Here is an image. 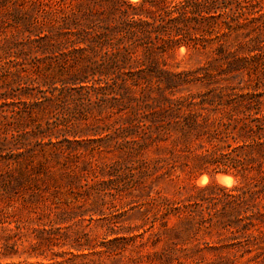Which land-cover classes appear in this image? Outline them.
Returning <instances> with one entry per match:
<instances>
[{
  "label": "trees",
  "instance_id": "16d2710c",
  "mask_svg": "<svg viewBox=\"0 0 264 264\" xmlns=\"http://www.w3.org/2000/svg\"><path fill=\"white\" fill-rule=\"evenodd\" d=\"M0 9L8 12L0 13L3 175L23 185L14 170L27 166L55 177L58 167L72 200H82L66 203L45 223L39 219L34 252L68 247L63 254L69 260L95 257L86 264H201L211 257L206 264L244 258L264 264V0H0ZM237 35L243 42L231 52L226 44ZM182 47L212 50L230 75L200 78L166 69L163 57ZM50 71L60 77L45 76L37 93L25 86V78ZM191 87L211 90L185 95ZM55 100L53 115L62 123L53 128L48 119L47 130L35 126L33 107L54 106ZM91 117L104 125L74 129ZM89 136L95 139L85 142L94 147L84 155L86 143L79 139ZM111 152L117 160L100 170L94 155ZM81 157L82 171L98 179L93 184L77 173ZM177 173L190 182L219 173L240 182L232 188L212 180L193 184L183 199L153 196L154 183ZM34 187L32 196L46 202L48 189ZM2 188L0 196L11 198L13 184ZM125 195L140 216L127 227L120 214L102 209L107 197ZM76 221L82 230L71 234ZM93 226L104 231L101 241L91 239Z\"/></svg>",
  "mask_w": 264,
  "mask_h": 264
},
{
  "label": "rangeland",
  "instance_id": "374dc122",
  "mask_svg": "<svg viewBox=\"0 0 264 264\" xmlns=\"http://www.w3.org/2000/svg\"><path fill=\"white\" fill-rule=\"evenodd\" d=\"M139 1V0H138ZM137 2V1H135ZM0 13H8L6 9H0ZM11 13H13L11 11ZM243 42L240 35L234 36L226 44L227 50L234 52L238 45ZM1 46V45H0ZM216 55L209 51H195L189 50L185 47H182L178 50H175L165 57H163L162 61L166 67V69L172 72H191L193 75L197 77L203 78L205 75L209 74L212 76H216L218 78H225L230 75V72L227 69V66L223 62L216 61ZM5 62L4 57L2 56V50L0 47V64L3 65ZM45 76H54L58 79L60 76L56 72H42L41 75H34L29 78H25L26 85L30 89H33V93H37L35 88L39 85L44 84ZM233 80V85H238L237 81ZM244 80L246 79L243 78ZM59 86V84H57ZM46 89V87L42 88ZM211 90V87H191L183 89V93L185 95L188 94H205ZM4 90H0V94L3 93ZM217 92H220L218 90ZM235 92L242 93L248 92V90H240L236 89ZM19 93V92H18ZM223 94L230 93V89H224ZM58 94V93H57ZM51 95V94H49ZM26 102L33 103V99L31 98H23ZM59 101H54V106H46L42 108H36V121L34 125L42 124L44 130L48 129L46 122L48 119L50 120L51 126L54 128L55 122L57 124L62 123L61 120L56 121L54 118L53 112L58 104ZM6 108V107H5ZM96 114L95 110H93V114ZM80 113L76 112V117H79ZM107 113L103 114L102 117H106ZM81 119V118H79ZM100 119V118H98ZM117 116L113 117L112 119H105V123H111L112 121L116 120ZM29 123V121H28ZM76 126L74 129L76 130H83L87 131L88 126L91 129L95 128L96 126H103V122H96V124L92 123V117L88 118V120H79L75 122ZM62 129H65L62 127ZM90 130V129H89ZM104 136V135H103ZM70 139H72L70 137ZM95 139L92 136L88 138L79 139L80 141H84L85 145L80 147L81 153L88 154L90 150L94 147L93 143H87L85 141ZM35 139L29 137L28 142H34ZM105 145H110L113 149L114 142H108ZM78 160V159H76ZM75 160V161H76ZM85 158L81 157L80 162V170H77V173L82 176V183H86L85 179L88 178L90 184H93L95 179L92 172L90 170L82 171L83 169V161ZM117 160L116 153H109L103 155H94V163L100 166V170H107V165L115 162ZM79 161V160H78ZM35 162L34 165H36ZM22 166V169H16L13 171L12 176L14 177H21L23 176L24 184L19 185L16 183L14 179L11 178L10 174H6L7 168L6 164L4 163L3 159L0 157V190H2V186H6L7 183H12L13 188L10 189V197L8 195H4L3 197L0 196V264H86L89 263L90 260H93L95 257H89L84 259L82 257L73 258L69 260L71 257L69 255H64L63 252H67L68 247L58 248L54 247L53 250H48L45 247L40 248L38 251L34 252L33 248L35 246V235L33 233V229H37L38 223H40L39 219H42L41 222H47V217L49 218L54 217L55 212H61L65 209L66 203H71L72 205H80L82 200H72L71 195L69 194L70 188L66 186V177L62 176L59 173V168L56 167L55 169L58 171L55 172V177L45 176L43 174L38 175L37 170L35 172L31 171V167ZM31 177H28L30 176ZM179 173L175 175V177L170 179H162L152 185V194L156 196V194H160L161 196H167L172 199H183L187 197L189 194L194 192L193 184L197 185L198 187H204L211 182V180L219 185H222L218 182L217 176L218 175H229L234 179V184L232 186H224L227 188H232L236 186L240 179L234 177L230 174L219 173L214 175L210 178L208 175H202L207 177V182L205 184L199 185V179L202 176L197 177L194 181L190 182L186 177L177 176ZM33 178V181L26 180ZM36 179V180H35ZM39 179V180H38ZM94 179V181H93ZM35 185L40 189H48L45 192V197L47 198L46 202L39 203L37 199L32 196L31 191L35 189ZM223 186V185H222ZM76 192L77 187L74 185L72 190ZM132 196H124L121 199L114 200L111 197H107L105 199V206L102 207L106 214H120L121 219L119 220L124 226L135 225L138 223L139 215L135 213V211H131L132 206H128L131 202ZM55 207L61 208L60 210H56ZM87 223H85L86 225ZM21 227H20V226ZM73 225L71 234H75L82 230L80 225H77V221L71 223ZM20 227V229L18 228ZM86 232H89L88 228ZM104 231L102 229L95 228L93 226V232L90 233V237L93 240L101 241L104 236ZM152 251V248L149 249ZM146 252V251H145ZM76 254V252H74ZM87 253V252H86ZM146 254V253H145ZM133 257H138L137 254H132ZM150 259L154 260L153 255H150ZM69 260V261H68ZM103 264H113L109 260L102 259ZM144 260L147 261L148 258L144 257ZM212 262L211 260L205 259L202 261L201 264H206L207 262ZM183 264H192L189 261L182 260ZM165 264L166 262H162ZM172 264H177L176 261L171 262ZM118 264V263H117ZM132 264V263H131ZM145 264V263H143ZM152 264H161L159 261H154ZM237 264H253L252 262H248V259L244 258L243 260H238Z\"/></svg>",
  "mask_w": 264,
  "mask_h": 264
},
{
  "label": "bare ground",
  "instance_id": "6f19581e",
  "mask_svg": "<svg viewBox=\"0 0 264 264\" xmlns=\"http://www.w3.org/2000/svg\"><path fill=\"white\" fill-rule=\"evenodd\" d=\"M131 2H135L138 0H129ZM217 180L220 184H222L223 186H232L234 184V179L229 176V175H218L217 176ZM207 182V177L202 176L199 179V185L200 184H205Z\"/></svg>",
  "mask_w": 264,
  "mask_h": 264
}]
</instances>
